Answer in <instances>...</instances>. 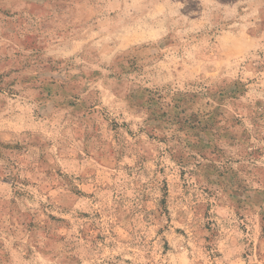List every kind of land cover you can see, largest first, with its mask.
<instances>
[{"label": "rangeland", "instance_id": "1", "mask_svg": "<svg viewBox=\"0 0 264 264\" xmlns=\"http://www.w3.org/2000/svg\"><path fill=\"white\" fill-rule=\"evenodd\" d=\"M0 264H264V0H0Z\"/></svg>", "mask_w": 264, "mask_h": 264}]
</instances>
